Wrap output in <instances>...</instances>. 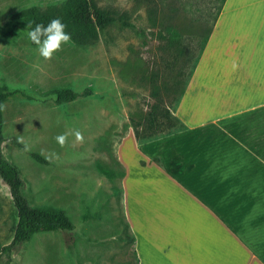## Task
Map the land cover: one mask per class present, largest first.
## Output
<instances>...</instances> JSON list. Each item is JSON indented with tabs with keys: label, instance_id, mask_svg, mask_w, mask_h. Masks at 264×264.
Here are the masks:
<instances>
[{
	"label": "rangeland",
	"instance_id": "1",
	"mask_svg": "<svg viewBox=\"0 0 264 264\" xmlns=\"http://www.w3.org/2000/svg\"><path fill=\"white\" fill-rule=\"evenodd\" d=\"M66 1L0 0V89L18 91L2 101V153L19 169L30 205L62 210L73 225L67 247L57 232H37L11 252L9 264H134L125 249L115 143L130 128L148 140L181 128L166 109L174 116L197 43L169 45L159 36L165 7L158 1L151 13L147 0H91L114 21L93 40L70 41L45 60L18 13L32 6L59 13ZM193 18L188 13L172 21L189 29ZM62 89L78 96L57 103L54 92ZM153 106L155 122L149 125ZM64 133L69 135L61 147L55 137ZM21 136L30 151L18 142ZM52 153L58 159L45 158ZM14 223L0 179V247L11 239Z\"/></svg>",
	"mask_w": 264,
	"mask_h": 264
},
{
	"label": "crops",
	"instance_id": "2",
	"mask_svg": "<svg viewBox=\"0 0 264 264\" xmlns=\"http://www.w3.org/2000/svg\"><path fill=\"white\" fill-rule=\"evenodd\" d=\"M173 115L115 143L134 264H264V0H223Z\"/></svg>",
	"mask_w": 264,
	"mask_h": 264
},
{
	"label": "trees",
	"instance_id": "3",
	"mask_svg": "<svg viewBox=\"0 0 264 264\" xmlns=\"http://www.w3.org/2000/svg\"><path fill=\"white\" fill-rule=\"evenodd\" d=\"M157 1L161 3L163 8L165 7L159 20L160 31H162L163 34L159 36L169 45L172 43L177 44L182 40L195 41L197 43V45H195L197 54L193 57V63L190 69L191 73L220 11L223 0H147L150 4L149 10L151 13L155 12L154 8ZM188 13L194 15L192 20L193 27L188 29L184 25L176 24L172 21L175 15L185 17ZM18 14L22 20L21 25L27 32L34 28L36 23L47 25L53 18L59 17L67 25L66 31L71 34V41L81 44L93 40L99 31L104 30L114 21V17L110 13L97 7L91 0H67L59 13L40 10L38 7L32 6L20 11ZM29 24H31V28L28 27ZM184 49H187V47H182V51ZM16 92L18 91L0 89V103ZM182 92L183 90L181 93ZM54 93L56 95L55 102L57 103L61 101H70L78 96V93L70 89H62ZM153 110H155V106H153L152 111L149 112V125L155 120ZM166 113V117L173 121H178L176 117L168 115L167 109ZM170 123L171 122H167L168 125ZM180 126L181 128L183 127L181 123ZM133 133L136 140L139 142L148 140L144 139L148 136L147 134H141L135 128L133 129ZM2 141L3 135L1 133L0 124V179L8 188L11 202L15 210V223L13 225L11 239L8 243L0 247V255L4 254L7 259L3 262L1 260L0 264H9L11 252L20 251L21 244L28 241L32 234L37 232L55 231L61 235L62 243L67 247L70 244V233L73 229V225L69 218L62 210L30 205L23 192V180L19 169L2 153ZM31 155L37 161L45 162L39 155L35 153ZM64 235H67V240L64 238Z\"/></svg>",
	"mask_w": 264,
	"mask_h": 264
},
{
	"label": "clouds",
	"instance_id": "4",
	"mask_svg": "<svg viewBox=\"0 0 264 264\" xmlns=\"http://www.w3.org/2000/svg\"><path fill=\"white\" fill-rule=\"evenodd\" d=\"M31 28V24L28 25ZM67 25L61 18H53L47 25L36 23L35 27L28 32V38L37 45L39 55L45 60H51L54 53L62 50V45L68 44L72 37L66 31ZM6 104L0 103V110L6 109ZM68 133L60 134L55 137L56 142L64 147L67 142ZM76 139L83 141V136L79 131L75 132ZM18 142L24 144L25 151H30L29 145L25 144L23 137L18 138ZM57 158L58 154L52 153L46 159Z\"/></svg>",
	"mask_w": 264,
	"mask_h": 264
}]
</instances>
